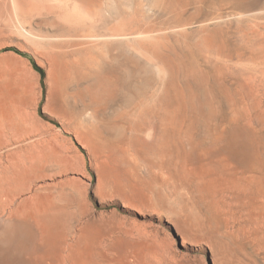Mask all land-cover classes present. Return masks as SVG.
Masks as SVG:
<instances>
[{"label":"rangeland","instance_id":"obj_1","mask_svg":"<svg viewBox=\"0 0 264 264\" xmlns=\"http://www.w3.org/2000/svg\"><path fill=\"white\" fill-rule=\"evenodd\" d=\"M148 74L162 81L151 119L158 129L171 112L187 160L172 172L154 161L147 128L136 132L149 100L134 88ZM248 117L262 158L264 0H0V183L15 191L0 206V259L264 264V222L248 200L214 199L187 166L193 144L235 118L247 130ZM45 194L58 220L40 225L32 206Z\"/></svg>","mask_w":264,"mask_h":264},{"label":"bare ground","instance_id":"obj_2","mask_svg":"<svg viewBox=\"0 0 264 264\" xmlns=\"http://www.w3.org/2000/svg\"><path fill=\"white\" fill-rule=\"evenodd\" d=\"M106 2V1H105ZM104 2V3H105ZM108 3V2H107ZM103 5V4H102ZM109 5V4H107ZM103 8V7H102ZM105 11V10H104ZM108 12V11H107ZM28 13V12H27ZM82 13V12H81ZM24 15V14H23ZM22 15V16H23ZM104 18V17H103ZM109 18V17H108ZM101 21V20H100ZM107 21V20H106ZM104 22V21H103ZM102 23V21H101ZM75 31V30H74ZM108 31V30H107ZM111 35V34H110ZM95 40V39H94ZM148 40V39H147ZM152 40V39H151ZM101 40H99L100 42ZM107 44V43H106ZM105 44V45H106ZM157 47V46H156ZM155 47V48H156ZM124 48V47H123ZM121 49V47H120ZM109 50V49H108ZM107 50V51H108ZM111 51V50H110ZM122 51V50H121ZM124 51V50H123ZM118 52V50H117ZM162 52V51H161ZM109 53V52H108ZM116 53V52H115ZM121 53V52H120ZM122 54V53H121ZM211 54V53H210ZM100 55V54H99ZM104 55V54H102ZM108 56V55H107ZM127 56V55H126ZM203 56V55H202ZM213 56V55H212ZM100 57V56H99ZM247 57V56H246ZM249 57V56H248ZM130 58V56H129ZM104 59V58H103ZM221 61V60H219ZM221 63V62H220ZM135 65L133 67L136 66V63H134ZM196 64V63H195ZM227 64V63H226ZM225 64V65H226ZM229 64V63H228ZM246 64V63H245ZM250 64V63H249ZM248 65V64H247ZM141 66V65H139ZM137 66V67H139ZM146 66V65H144ZM144 66L142 65L143 69ZM136 67V68H137ZM150 69H151V66H149ZM149 67L147 69H149ZM135 68V69H136ZM133 69V70H135ZM138 69V68H137ZM142 70V69H141ZM146 70V69H145ZM152 70V69H151ZM150 70V71H151ZM188 70V69H187ZM144 71V70H143ZM143 71L141 73H143ZM153 72V75H154V71ZM151 72V73H152ZM136 74V72H134ZM139 73V72H138ZM149 73V72H148ZM173 73V72H172ZM140 75V74H139ZM143 75V74H142ZM147 79H141L143 81H139L140 83H144L142 84L141 86H136L134 84L135 87L137 88H134V91L136 89V94H137V97L138 99L140 98L141 101L142 98H147L149 101H144L143 103L140 101V103H142L141 107H139L138 109V118L139 120H137L138 122V125H136L137 127V131L136 132H140L142 130L145 129L146 131V128H147V131L149 135H152L153 136V141H156L157 143V151L155 153V157H154V161L156 160V163L159 165V166H164L167 170L171 171V166L174 167V165L176 166L177 163H179L180 161L184 160V159H181V156H182V149L179 145H177L174 140L175 139H172L174 136H173V133H174V123L172 124V121L173 119L171 120V118L173 117V115L171 114L170 112V116L172 117H169L167 115V119L165 118L166 120V123L162 122L161 119L159 122H162L161 123V127L159 126V128L157 129L156 126H155V121L151 119V117L153 116L152 113H154V108H155V104L157 101L160 102V97H161V87H160V81H157L156 78H154L151 74H148V75H145ZM145 76L143 78H145ZM155 76V75H154ZM156 77V76H155ZM141 78V77H140ZM250 78V77H249ZM112 79V78H111ZM126 79V78H125ZM161 79V78H160ZM131 81V79H129ZM182 80V79H181ZM244 80V79H243ZM249 80V79H248ZM123 81L125 82L126 80L123 79ZM145 81V82H144ZM246 81V80H245ZM129 82V81H128ZM126 82V83H128ZM251 82V81H250ZM250 82H249V85H250ZM123 83V82H122ZM125 83V84H126ZM140 83L138 84L137 82V85H140ZM170 83V82H169ZM124 84V83H123ZM130 84V82L128 83ZM132 84V85H133ZM165 84V83H163ZM252 84V83H251ZM145 85V86H143ZM172 85V83H171ZM248 85V86H249ZM124 86V85H123ZM126 86V85H125ZM128 86V85H127ZM166 86V85H165ZM129 87V86H128ZM127 87V88H128ZM150 87V88H149ZM169 87V86H168ZM171 87V86H170ZM214 87V86H213ZM252 87V86H251ZM125 88V87H124ZM131 88V87H130ZM167 88V87H166ZM252 89V88H251ZM249 89V91L251 90ZM113 90V89H112ZM129 90V88H128ZM168 90V89H167ZM133 91V89H132ZM238 91V90H237ZM173 92V91H172ZM183 92V91H182ZM239 92V91H238ZM123 93V92H122ZM121 93V94H122ZM126 93V92H125ZM127 94V93H126ZM123 95V97L125 98L124 100L126 101V104L127 102L129 101V99H126L127 96ZM133 94V93H131ZM130 94V95H131ZM135 94V93H134ZM133 94V96H134ZM113 95V94H112ZM122 95L120 96V98H122ZM129 95V96H130ZM114 96V95H113ZM126 96V97H125ZM136 96V95H135ZM135 96L132 98L133 101H137V99H135ZM182 96V95H181ZM132 97V96H131ZM136 97V98H137ZM170 97V96H169ZM247 97H250L249 95ZM119 98V97H118ZM256 98V97H255ZM213 99V98H212ZM246 101H247V98H245ZM251 99V98H250ZM249 99V102L247 104V102H245L247 105H248V111L250 112V110L252 109L251 106V100ZM104 101V100H103ZM110 101V100H109ZM120 101V99H119ZM119 101L118 104H119ZM124 101V102H125ZM131 101V99H130ZM129 101V102H130ZM177 101V100H176ZM175 101V102H176ZM243 101V99H242ZM122 102V100H121ZM186 102V101H185ZM244 102V101H243ZM111 103V102H110ZM109 103V104H110ZM132 104V101L130 102ZM136 103V102H135ZM133 103V104H135ZM182 103L181 102H176L175 104L178 105L176 106V110L177 107H179ZM244 103V104H245ZM123 104V103H122ZM125 104V103H124ZM130 104V105H131ZM132 104V105H133ZM138 104V103H137ZM174 104V103H173ZM129 105V104H128ZM126 105V106H128ZM236 105V104H235ZM122 106V105H121ZM133 107V106H132ZM125 108V106H124ZM245 109V108H244ZM126 111V110H125ZM172 111V109H171ZM174 112V111H173ZM236 112V111H235ZM240 113V112H239ZM243 113V112H242ZM247 113V112H246ZM245 113V114H246ZM250 113H247V115L249 116ZM157 115V114H156ZM246 115V116H247ZM241 114H239V117L236 116L237 118H241L240 117ZM244 116V115H243ZM158 117V116H157ZM215 118V117H214ZM245 118V117H243ZM247 118V117H246ZM178 119V118H177ZM192 120V119H190ZM235 123L236 125H234L232 127V129H229V128H226V129H221L220 132L213 138V139H209V140H204V141H198L196 142L195 144L192 145L191 147V150H190V154L188 155V165H190L189 167L192 169H197L199 170V173H202L200 171H204L203 173L206 174L209 180V189H211V191L214 193V199H218V201L221 200V202L223 201H233L235 199H240L242 198L243 196L248 200V201H243V199L241 200V206L244 207L246 206L247 204H251L250 206V210L252 209L253 211L249 212V213H254L253 215H255V217L258 219L259 223H260V220L261 222L263 223L264 222V157L261 158V156H258L257 153H256V138L254 139V136H253V129H251L252 125H251V119L248 117V120H245L246 124L245 126L247 127V130L244 126V130L241 129V125L239 126L238 125V121L240 123V120L236 119L235 118ZM242 120V118H241ZM218 121V119H217ZM243 122V120L241 121ZM157 123V122H156ZM122 124V123H121ZM226 124V123H225ZM241 124V123H240ZM218 125V124H217ZM233 125V124H232ZM216 127V126H214ZM213 127V129L215 130V128ZM184 128V127H183ZM243 128V127H242ZM249 128V129H248ZM217 129V128H216ZM77 130V128H76ZM135 130V129H134ZM255 131V130H254ZM215 132V131H213ZM218 132V130H217ZM151 133V134H150ZM137 134V133H136ZM147 134V133H146ZM193 134V133H192ZM213 134V133H212ZM215 134V133H214ZM195 136V135H194ZM122 143V142H121ZM191 143V142H190ZM261 143V142H260ZM150 144L152 145V143H148V142H143V145H145V147L147 146H150ZM154 145V144H153ZM121 147V146H120ZM183 148V147H182ZM142 150V149H141ZM187 150V149H186ZM185 151V150H184ZM189 153V152H187ZM186 156V155H185ZM187 157V156H186ZM120 158V157H119ZM153 159V158H152ZM187 159V158H186ZM185 162L187 160H184ZM25 162V161H24ZM20 163V162H19ZM181 163V162H180ZM187 163V162H186ZM185 165V163H183ZM194 164H196L197 167L194 166ZM23 165V164H22ZM179 165V164H178ZM182 165V164H181ZM180 166H177V167H181ZM186 166V165H185ZM186 166V167H187ZM184 167V168H186ZM183 168V167H182ZM188 168V167H187ZM31 169V167H30ZM173 169V168H172ZM177 169V168H176ZM257 169H259V171L257 172ZM15 170V168H14ZM32 170V169H31ZM174 170V169H173ZM172 170V171H173ZM190 170V171H191ZM171 171V172H172ZM185 171V170H184ZM176 172V171H175ZM174 172V173H175ZM196 172V171H195ZM198 172V171H197ZM24 173V172H23ZM193 173V172H192ZM198 173V174H199ZM14 174V172H13ZM3 175V174H2ZM23 175V174H22ZM202 175V174H201ZM200 175V176H201ZM6 176V175H5ZM5 176H3L4 180L6 181L5 179ZM8 176V175H7ZM6 176V178L8 179V177ZM19 176V175H18ZM205 175L203 174L202 177H204ZM13 177V176H12ZM28 176H26L27 178ZM206 178V177H205ZM9 179H12L13 181V178H9ZM1 180V179H0ZM34 180V179H33ZM11 181V180H10ZM11 181V183H12ZM16 181V180H15ZM20 181V180H19ZM207 182V179L205 180ZM2 183H0V206L2 204H5L7 205L8 203L12 202V198L15 196L14 192L13 191V195L11 194V188H8V187H4L3 186V181H1ZM17 182V181H16ZM26 182V181H25ZM33 182V181H32ZM9 182V184H11ZM15 183V182H13ZM18 183V182H17ZM21 183V182H20ZM208 184V182H207ZM206 184V185H207ZM8 185V184H7ZM28 185V184H27ZM30 185V184H29ZM2 186V187H1ZM11 186V185H10ZM9 186V187H10ZM15 186H16V183H15ZM19 186H21V184H19ZM17 185V188L15 187V189H18L19 187ZM41 186V185H40ZM25 187V186H24ZM13 188V186H12ZM22 188V186H21ZM207 188V186H206ZM11 189V190H10ZM14 189V190H15ZM41 188H38L36 189V191H39ZM25 190V189H24ZM8 191L10 192V194L8 193ZM35 191V190H34ZM210 192V190H208ZM38 193V192H37ZM47 194V193H46ZM45 194V195H46ZM50 194V193H49ZM48 195L46 196H38L36 200H34V205L32 206L33 209H34V212H33V215H31L32 219H34V221H37V223H40V221H42V219H47L49 220L50 218H53V217H56V214H57V217H56V220H58V213H56V211L54 212L53 211V205H51V202L49 200L50 195L48 196L49 198H47ZM53 196V194H52ZM242 196V197H241ZM212 197V196H211ZM30 198V197H28ZM244 198V199H245ZM14 200V199H13ZM22 200V199H21ZM218 204L219 202L217 200H215ZM237 201V200H236ZM252 201V202H251ZM220 202V203H221ZM7 203V204H6ZM233 203V202H232ZM239 203V202H238ZM23 205V202L20 203ZM217 204V205H218ZM223 204L222 203V207H223ZM231 204V203H230ZM27 205V203H26ZM234 205H235V202H234ZM233 205V206H234ZM4 206V205H3ZM53 206V207H52ZM219 206V205H218ZM230 206V205H229ZM237 206V205H236ZM220 207V206H219ZM30 208V206L28 207ZM25 209V208H24ZM32 208H30L31 210ZM56 209V208H55ZM244 209V208H243ZM30 210L28 209V211L30 212ZM58 210V209H57ZM222 210V209H221ZM220 210V211H221ZM245 210V209H244ZM3 211V210H2ZM10 212V211H9ZM222 212V211H221ZM226 212V211H225ZM247 212V211H246ZM55 215V216H54ZM227 215V214H225ZM253 215H252V218H253ZM249 216V214L247 215ZM28 217V215H27ZM225 217V216H224ZM254 217V218H255ZM229 218V217H228ZM253 218V219H254ZM27 219V218H26ZM51 220V219H50ZM49 220V221H50ZM247 220V218H246ZM256 220V219H255ZM45 221V220H44ZM54 221V220H53ZM60 221V220H59ZM59 221L57 224H59ZM48 222V221H47ZM46 222V223H47ZM251 222V221H250ZM256 222V221H255ZM36 223V222H35ZM45 223V225H46ZM53 224L55 223L52 222ZM51 223V224H52ZM34 224V223H33ZM41 224H44L43 222L40 223ZM49 224V222H48ZM264 224V223H263ZM262 224V225H263ZM39 225V226H40ZM60 225V224H59ZM44 226V225H43ZM42 226V228L44 229V227ZM55 226V225H54ZM57 226V225H56ZM55 226V227H56ZM48 227V226H47ZM46 228V227H45ZM53 228V226L51 227ZM53 230V229H51ZM50 230V227L48 229V231H51ZM45 231V230H43ZM47 232V230H46ZM43 234V233H42ZM42 236V235H41ZM263 237V236H262ZM62 239H59V243ZM42 242V240H41ZM64 242V241H62ZM46 243V242H45ZM56 243L55 242H50V244H47V246H49V248L53 249V247L51 246H54V244ZM40 244V243H39ZM44 245V241L43 243H41V246H38V249L39 247H42ZM22 248H24V244H22ZM45 248V247H44ZM35 249V248H33ZM37 249V248H36ZM35 249V250H36ZM43 249V248H42ZM13 250V248H12ZM33 251V250H32ZM40 251V249H39ZM42 252V251H41ZM44 252V251H43ZM38 254L40 252H37ZM51 254H49L50 256H52V252H50ZM74 253V252H73ZM79 253V252H78ZM31 254H35V251L34 253H31ZM30 254V255H31ZM54 254V253H53ZM43 256H41L39 258V260H37V263L38 264H66V262L68 261V259L71 261V259L67 256V255H63V256H57L56 258L55 255H54V259L51 258L52 262H48L47 260L50 259L48 258L46 255V251H45V254H42ZM215 259V258H214ZM76 261V260H75ZM96 261V260H95ZM125 261V260H124ZM127 261V260H126ZM220 264H224L223 262H221L220 260H214V263L218 262ZM48 262V263H47ZM69 263V262H68ZM95 263V262H94ZM93 263V264H94ZM0 264H32L31 262V259H22L21 261H19V263H15L14 259L12 257H8V256H3L1 259H0ZM35 264H36V261H35ZM75 264V262H74ZM98 264V263H97Z\"/></svg>","mask_w":264,"mask_h":264}]
</instances>
